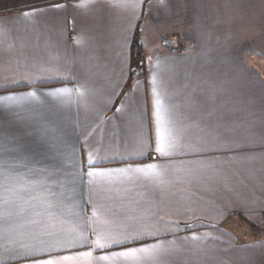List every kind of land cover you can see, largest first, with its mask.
Returning <instances> with one entry per match:
<instances>
[{
  "label": "crops",
  "instance_id": "0c3cea01",
  "mask_svg": "<svg viewBox=\"0 0 264 264\" xmlns=\"http://www.w3.org/2000/svg\"><path fill=\"white\" fill-rule=\"evenodd\" d=\"M262 229L264 0H0V264H264Z\"/></svg>",
  "mask_w": 264,
  "mask_h": 264
},
{
  "label": "snow or ice",
  "instance_id": "6c2138e0",
  "mask_svg": "<svg viewBox=\"0 0 264 264\" xmlns=\"http://www.w3.org/2000/svg\"><path fill=\"white\" fill-rule=\"evenodd\" d=\"M169 147H172V145L166 144L163 135L159 136L156 141L155 152L161 156H166L168 154L167 149ZM155 168H156V165L149 164L147 168H136L135 171L140 172V173L152 172ZM97 174H102V173H93V172L87 173V175L89 176L97 175ZM138 239L140 238L134 237L133 241H136ZM122 243H127V241H120L115 238L110 239L104 235L98 234L97 238L94 241V246L96 249L103 250L113 245H119ZM151 251L152 250L149 249L148 247H140V248L133 247V248H129L124 251L113 253L112 256L102 255L98 257V259L100 261H110L113 258H120L125 261H132L134 262V264H142L143 260L150 254ZM80 257L87 258L88 264H93V256H92L91 251L80 253L78 254V256L65 255V256H61L58 259L57 258H47L43 260H36L34 261V264H76V262L80 259Z\"/></svg>",
  "mask_w": 264,
  "mask_h": 264
},
{
  "label": "trees",
  "instance_id": "16d2710c",
  "mask_svg": "<svg viewBox=\"0 0 264 264\" xmlns=\"http://www.w3.org/2000/svg\"><path fill=\"white\" fill-rule=\"evenodd\" d=\"M130 60H131L130 61L131 74L135 73V72H140V71H141V73H144L141 46L139 45V43L136 39V34H135V37L133 39V42H132L131 48H130ZM249 228L252 232H255V233L261 231V229L256 228L252 225H249ZM263 233H264V230H263Z\"/></svg>",
  "mask_w": 264,
  "mask_h": 264
},
{
  "label": "rangeland",
  "instance_id": "374dc122",
  "mask_svg": "<svg viewBox=\"0 0 264 264\" xmlns=\"http://www.w3.org/2000/svg\"><path fill=\"white\" fill-rule=\"evenodd\" d=\"M237 230L241 232V228H238ZM240 232H238V234H240V235H241V233H240Z\"/></svg>",
  "mask_w": 264,
  "mask_h": 264
}]
</instances>
